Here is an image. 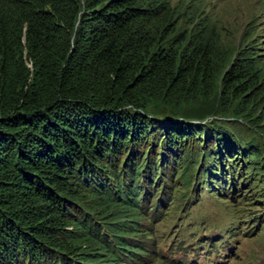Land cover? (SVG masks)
Listing matches in <instances>:
<instances>
[{"label":"trees","instance_id":"trees-1","mask_svg":"<svg viewBox=\"0 0 264 264\" xmlns=\"http://www.w3.org/2000/svg\"><path fill=\"white\" fill-rule=\"evenodd\" d=\"M202 29L170 0H0V264H143L151 195L199 150L225 181L258 154L217 114L264 104V74Z\"/></svg>","mask_w":264,"mask_h":264},{"label":"rangeland","instance_id":"rangeland-1","mask_svg":"<svg viewBox=\"0 0 264 264\" xmlns=\"http://www.w3.org/2000/svg\"><path fill=\"white\" fill-rule=\"evenodd\" d=\"M170 1L185 9V13H190L198 27H203L205 40L232 52L236 48L245 49L250 56L254 55L251 62L260 67L258 73L264 74V0ZM155 105L157 110L170 107L162 108L161 103ZM192 105L188 101L184 108ZM263 106L260 104L256 110L242 116L233 112L217 114L219 119L225 120L224 127L232 132L234 140L251 143L250 149L258 152L249 156L233 154L229 158L235 164L232 177L221 154L216 155V164L210 168L219 173L217 168L224 164L226 181L222 179V173L213 178L205 176L201 150L198 149L200 156L191 158L198 164L190 176V185L178 184L182 183L179 178L177 180L178 174L172 181L166 179L167 184L177 182L172 185L164 205L157 208L159 214L155 217V209H151V205L156 197L151 195L148 198L146 211L153 218L152 225L148 227L149 234L134 236L139 237L148 249L138 251L146 257L143 264H264ZM212 117L206 115L205 118ZM231 149L235 151L233 147ZM241 161L243 165L238 175L235 169ZM249 164L253 168L247 169ZM209 179L212 180L211 185ZM214 188L223 192L214 191Z\"/></svg>","mask_w":264,"mask_h":264}]
</instances>
